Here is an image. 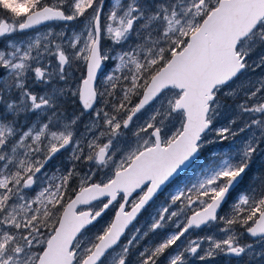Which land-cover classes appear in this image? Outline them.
<instances>
[{
	"label": "snow or ice",
	"instance_id": "obj_1",
	"mask_svg": "<svg viewBox=\"0 0 264 264\" xmlns=\"http://www.w3.org/2000/svg\"><path fill=\"white\" fill-rule=\"evenodd\" d=\"M221 257L264 264V0H0V264Z\"/></svg>",
	"mask_w": 264,
	"mask_h": 264
},
{
	"label": "rangeland",
	"instance_id": "obj_2",
	"mask_svg": "<svg viewBox=\"0 0 264 264\" xmlns=\"http://www.w3.org/2000/svg\"><path fill=\"white\" fill-rule=\"evenodd\" d=\"M195 179V177H193V180ZM203 234V233H201ZM214 264H224V258L221 257V258H218V260L216 262H214Z\"/></svg>",
	"mask_w": 264,
	"mask_h": 264
}]
</instances>
